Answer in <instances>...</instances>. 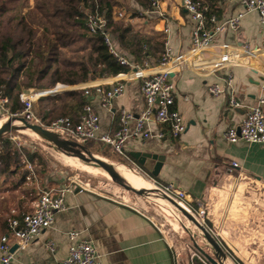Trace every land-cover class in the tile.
Wrapping results in <instances>:
<instances>
[{"label": "crops", "instance_id": "1", "mask_svg": "<svg viewBox=\"0 0 264 264\" xmlns=\"http://www.w3.org/2000/svg\"><path fill=\"white\" fill-rule=\"evenodd\" d=\"M117 1L119 10L125 11V21L135 25L136 31L163 44L157 57L140 58H135L117 45L132 62L144 67L147 72L158 69L156 59L164 50V38H167L173 53L189 47L193 22L180 5V0H159L158 7L151 8L148 13H144L145 8L138 6L134 0ZM136 11H141L140 15H134ZM239 11H245L240 0H216L212 8L220 21ZM130 12L133 16L126 17ZM166 26L167 33L164 32ZM216 41L249 43L251 46L264 48V26L260 24L257 12L248 10L244 12L238 30H225L216 36ZM253 67L237 65L207 76L189 69L171 73L176 108L184 117L185 131L178 137H173L166 124L150 122L146 134L141 138L127 140L124 161L128 166L134 163L144 169L160 184H171L185 190L191 199L201 198L209 184L227 172L232 162L238 164L235 171L264 182V143L243 140L230 143L222 136L226 128L241 121L246 109L255 103L260 93L264 78V57L259 62L255 61ZM228 70L232 75L231 86L228 85ZM125 78L124 73L120 72L66 85L64 89H78L82 84L97 83L103 89H109L117 80ZM213 83L223 88L221 94L211 93L210 86ZM90 91L87 98L99 116V134L115 132L119 126L118 114L121 107L134 113L144 107L139 81L126 80L123 94L110 99L108 106H102L100 96L93 88ZM231 96L239 102L238 107H229ZM8 114L5 103L0 104V126ZM17 126L18 124L15 130L2 134L10 140L13 148L30 153L40 149L48 158V152L43 151L45 146L42 143L39 146L38 141L31 136L23 139L20 136L22 129ZM159 132L163 134L162 137L157 136ZM100 144L99 151L103 152L106 147L110 149L109 146ZM136 151L163 156L156 175L131 155V152ZM22 160L24 163L21 167H17L15 163L9 166V176L0 175V235L10 233L6 224L8 216L19 217L34 207L39 189L58 188L65 184L68 177L55 178L54 166L49 159L51 170L44 177L39 176L36 161L32 164L26 157ZM123 198L132 199L125 194ZM64 203L65 208L55 213L53 223L24 249H17L10 236L12 264H50L65 258L71 245L67 233L71 230L78 232L79 240L90 241L94 245L101 264H180L159 230L142 213L127 204L113 200L101 192H80L76 186L66 192ZM49 242L53 244L54 250L48 247Z\"/></svg>", "mask_w": 264, "mask_h": 264}, {"label": "built area", "instance_id": "2", "mask_svg": "<svg viewBox=\"0 0 264 264\" xmlns=\"http://www.w3.org/2000/svg\"><path fill=\"white\" fill-rule=\"evenodd\" d=\"M149 1L152 9L158 7L159 0ZM240 3L245 11L255 10L260 24L264 26V0H240ZM180 5L193 22L189 47L184 51L173 53L167 38H164V50L156 59L158 69L154 72H147L144 67L132 62L121 51L113 36L104 31L106 18L103 13L95 11L88 14L86 20L88 30L91 33L102 32L104 44L110 54L120 65L127 67V70L122 72L126 78L117 80L109 89H103L99 83L82 84L78 89L83 90L84 95L89 97L90 89L93 88L94 92L100 96L102 106H108L110 99L123 94L126 80L139 81L140 92L144 100V107L138 113L124 107L120 108L119 126L114 133H98L99 116L90 101L83 106L82 113L76 123L68 116H58L47 123L42 121L34 111V102L40 96L57 91V89L52 88L45 89L47 91L45 93L37 92L32 88L22 91L19 94V98L23 102L22 110L17 113H9L8 116H21L29 123L41 125L57 133L61 138L80 144L95 140L109 146L115 154L121 157L126 156L124 146L127 140L141 138L146 134L147 125L150 122L166 124L170 135L178 137L185 131L186 123L182 113L176 108V93L174 83L171 80V73L189 69L196 74L207 76L237 65L254 68L255 61L259 62V59L264 57V48H257L249 43L236 44L216 41V36L225 30L236 31L240 28V22L245 11H239L220 21L215 13L211 12L209 4L203 0H180ZM151 8L144 9V13H148ZM124 15L125 11L120 10L116 16L120 18ZM164 32H168L167 26L164 28ZM142 48L146 49V45L143 44ZM228 72L230 71L228 70ZM231 82L232 75L230 72L228 73L229 86H231ZM210 91L214 95H219L223 92V88L219 84L213 83L210 86ZM6 102V97H0V104ZM228 105L235 108L239 106V102L234 96H231ZM35 136L37 140L38 136ZM157 136L162 137L163 134L159 132ZM222 136L230 143H236L239 140L264 143V78L255 103L246 109L241 121L237 125L226 128ZM38 144L41 145V142L38 141ZM237 167V162H232L228 171L230 172ZM130 169L151 184L152 188L148 189L150 191L142 194L148 205L156 204L161 209L163 204L167 206L168 211L173 213L176 222L182 224L183 228L186 226L182 222V216L192 221L199 229V226L204 227L212 235L211 230L205 226L206 208L200 198L191 199L189 193L179 187L171 184H160L134 163ZM67 180L68 182L58 188L39 189L36 203L30 211L22 213L19 217L10 215L6 218L10 233L0 235V264H12L13 252L10 236L13 238L17 249H24L32 239L53 223L55 213L65 208L64 197L66 192L71 190L73 186H76L80 192L90 190L88 182H82L74 176H69ZM150 194L152 196H149ZM112 195L113 197H108L127 204L149 219L159 230L166 243L173 249L174 255L179 261V254L173 248L172 240L165 235L164 222L159 221L158 217L150 212V209L155 212L154 206L149 208L146 204L144 205V201L140 204V201L135 198L126 200L120 194L113 193ZM157 196L163 198L167 203H160L155 200ZM67 237L71 241L67 256L50 264H101L96 249L90 241L79 240L77 238L78 232L75 230L69 231ZM192 241L196 243L195 240L192 239ZM48 247L50 250H54L51 242L48 243ZM200 259L204 264L209 262L206 258L205 260Z\"/></svg>", "mask_w": 264, "mask_h": 264}, {"label": "trees", "instance_id": "3", "mask_svg": "<svg viewBox=\"0 0 264 264\" xmlns=\"http://www.w3.org/2000/svg\"><path fill=\"white\" fill-rule=\"evenodd\" d=\"M134 1L141 8H151L149 0ZM203 1L212 12L216 0ZM119 8L117 0H0V97L7 98L9 113L22 110L19 94L29 88L74 85L127 70L108 51L102 32L88 30L89 13L104 14V31L113 36L121 49L135 58L157 57L163 44L134 30L124 17L118 18ZM88 101L83 90L65 89L37 98L34 110L44 122L59 115L76 123ZM24 156L32 164L36 161L40 177L51 170L40 149L31 153L15 150L7 137L0 136V175L9 176L12 163L23 166Z\"/></svg>", "mask_w": 264, "mask_h": 264}, {"label": "rangeland", "instance_id": "4", "mask_svg": "<svg viewBox=\"0 0 264 264\" xmlns=\"http://www.w3.org/2000/svg\"><path fill=\"white\" fill-rule=\"evenodd\" d=\"M140 12L136 11L134 15H140ZM128 16H133L132 12L126 15V17ZM134 30L136 29L134 28ZM65 86L58 83L52 89H57L55 92H59L65 90ZM32 89L41 91L36 88ZM18 126L22 129L21 134H18L23 139L28 138V136L36 138L35 134L31 132L29 134L26 131L27 128L22 123H19ZM37 141L45 146L43 151L45 152L46 150L48 152V159L52 161L54 166L55 178L74 176L82 182H88L91 191L101 192L106 196L112 197L113 193L118 194L120 192V196L125 194L126 197L138 199L140 204L144 201V205L146 204L149 208L154 206L155 212L152 209H150V212L155 214L159 221L164 222L165 235L172 240L173 248L179 254L180 264H204L200 258L204 260L205 258L199 252L192 239L211 256H215L214 248L208 243L202 230L192 221L182 216V222L186 226V228H183L182 224L176 222L173 213L168 211L167 206L162 204L160 209L156 204L148 205L145 201L146 198L142 194L126 190L120 183L112 180L108 173H104L105 171L100 167L90 162H85L70 152L53 146L39 136ZM83 145H86L92 154L95 153L111 162L116 170L129 173L130 169L128 168L130 166L124 161L125 159L115 154L108 147L101 152L98 150L101 145L99 142L89 141ZM95 150L97 152H93ZM63 154L78 159L75 163H69L64 161ZM84 163L85 165L96 167L98 170L84 168ZM121 180L136 189L142 188L141 186H136V182L133 179L125 178L121 175ZM66 182L68 180H65ZM144 189L145 192L143 194L150 191L146 188ZM149 196L152 195L150 194ZM155 200L160 203H167L164 199L160 200L158 197H155ZM200 200L206 208L205 226L211 230L213 237L225 253L224 257L221 256L224 264H264V182L246 174H240L235 170L227 171L209 184ZM208 264L210 263L208 262Z\"/></svg>", "mask_w": 264, "mask_h": 264}, {"label": "water", "instance_id": "5", "mask_svg": "<svg viewBox=\"0 0 264 264\" xmlns=\"http://www.w3.org/2000/svg\"><path fill=\"white\" fill-rule=\"evenodd\" d=\"M15 121H19L22 123L24 127L27 129L33 131L37 136L40 138L46 140L47 142L51 143L53 146L64 150L66 152H70L74 156L80 158L81 160L85 162H90L101 169H103L106 173L110 175L112 180L117 181L120 183L126 190H130L135 192L136 194H143L145 192L144 188L136 189L133 186L129 184H125L121 180V175L117 172L114 165L111 162H108L107 160L97 157L94 154H92L90 151H85V147L83 144L74 142L72 140L61 138L57 133L48 130L41 125L38 124H32L27 122L23 117L21 116H8L6 122H4L0 126V136L4 133L10 132L12 130L16 129ZM131 155L148 171H150L152 174L156 175L158 172V169L161 165V162L163 161V156H160L158 154L150 153V152H131ZM202 230L204 237L208 241V243L214 248L215 250V256H211L209 253H207L203 248L199 247L197 243L195 245L197 246L199 252L211 263V264H224L222 257L225 256V253L223 252V249L217 242V240L211 235L204 227L199 226Z\"/></svg>", "mask_w": 264, "mask_h": 264}, {"label": "bare ground", "instance_id": "6", "mask_svg": "<svg viewBox=\"0 0 264 264\" xmlns=\"http://www.w3.org/2000/svg\"><path fill=\"white\" fill-rule=\"evenodd\" d=\"M19 123H21V122H18V121L15 122V124H19ZM0 124H1V122H0ZM26 131L29 134H30V132L33 133V134H35L33 131H30L29 129H26ZM63 159H64V161H67L69 163H75V161H77L78 158L73 157V156H67V155L63 154ZM83 166H84V168L86 167L88 169H93L94 168V167L85 165V163L83 164ZM94 170H98V169L95 167ZM117 171L123 177L133 179L134 182H136V184L135 183H133V184H135L136 186H141L142 188H146V189L152 188L151 184L145 178H143L142 176L136 174L132 170H130V171L127 170L129 173L123 172V171H120V170H117ZM104 173H106V172H104ZM157 197H158V199L163 200V198H161L159 196H157Z\"/></svg>", "mask_w": 264, "mask_h": 264}]
</instances>
